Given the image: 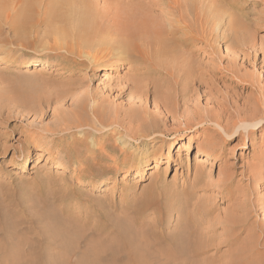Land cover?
<instances>
[{
	"label": "bare ground",
	"instance_id": "1",
	"mask_svg": "<svg viewBox=\"0 0 264 264\" xmlns=\"http://www.w3.org/2000/svg\"><path fill=\"white\" fill-rule=\"evenodd\" d=\"M48 1L51 6L59 3L71 8L68 14L58 15L57 22L62 25L60 28L53 27L51 31L60 38L70 40L65 52L74 60L70 65L58 63L55 73L51 72L53 76H73L81 70L79 76L92 73L95 78H104L110 68L107 66L119 72L124 64L129 66L121 80L122 87L118 85V80L112 83L107 80L110 83L103 90H93L88 84L84 85L85 80L69 78L53 92L54 102L59 104L53 108L54 128L45 127L41 132L60 141L75 140L73 136L82 133L84 138L76 140L80 146H84L87 138L95 133L107 140L101 148L85 152L66 147L61 156L56 158L55 154L52 155L55 160H66V163L75 165L80 180H99L115 171L108 162L117 165L116 160L123 157L122 166L127 169L133 166L130 161L135 160L127 156L126 149L119 147L118 141L122 137L110 135L111 130L114 134L119 129L130 133L135 127L136 133L129 136L130 141L139 140L138 148H143L160 138L158 135L148 137L155 131L159 120L173 121L181 117L185 118L184 130L189 131L199 125L210 127L201 132L202 141L199 136L194 139L196 157L219 162L224 168L218 171L215 185L219 201L210 196L204 202H193L191 210H187L188 200L195 198L197 190L214 191L205 181L211 178L210 174L196 163L193 181L185 188V200L178 208L171 233H165L170 210L161 211L156 206L154 194L158 192L159 185L154 183L143 192L132 212L114 216L110 206L97 202V216L92 228L74 223L59 229L57 244L54 243L52 248L58 247L60 253L49 254L42 264H264V227L255 220L262 198L254 197L258 183H264V39L253 35L249 30L251 25L240 20L244 14L237 6L238 0H149L146 8L136 4L135 10L126 18H114L106 24L94 21V8L92 10L91 3L86 0ZM256 1L264 5V0ZM153 5L161 10L158 17L148 16L146 12ZM231 9L239 14L230 13ZM259 17V23L264 26V11ZM24 18L28 19L27 15H23V21ZM25 24L20 23L19 27ZM220 26L226 27L229 33L221 34ZM219 43L227 44L224 54L218 49ZM201 55L208 58L204 64L198 60ZM83 59V63L77 62ZM224 61H227L225 65ZM49 62L22 61L27 67L39 68L47 67ZM250 63L255 66L261 63V67L244 70ZM260 69L262 71H258ZM217 71L234 78L230 83V94L218 87L219 81L224 78ZM30 92H14L9 105L27 109L33 120L38 119L41 124L45 115L41 105L45 100L36 98ZM245 92L247 96L243 95ZM126 96L130 107L123 110L114 102ZM150 97L154 113L143 108V103L150 101ZM170 99L176 101L177 108L168 109ZM66 100L71 103L63 110L59 102ZM29 115L17 114L23 119ZM257 132H261L258 139L254 137ZM229 141L240 144L242 150L252 149L255 155L253 162L242 168L236 163L226 165L223 159ZM162 142L159 143L160 148L152 153L155 167L163 162L162 149L165 145L169 144L171 148L173 144H178L175 137L171 143ZM30 143L48 152L50 147L47 146L55 144L44 141L40 135L25 137L21 142L25 166L30 160L26 158ZM14 151L13 155L17 149ZM92 151L95 156H90ZM214 152H218L217 155ZM84 153L86 156H83ZM145 157L147 159L141 164L143 167L147 166L150 156ZM244 181L247 184L243 186ZM74 194L76 200L83 199L81 194ZM70 197L71 194H67L62 199ZM221 203L226 205L219 212L216 207ZM147 210L154 211L150 222L138 215ZM61 224L62 221L58 222L59 228ZM224 246L227 250L220 254V248ZM30 252L26 250L21 261L33 263V258L39 257Z\"/></svg>",
	"mask_w": 264,
	"mask_h": 264
},
{
	"label": "rangeland",
	"instance_id": "2",
	"mask_svg": "<svg viewBox=\"0 0 264 264\" xmlns=\"http://www.w3.org/2000/svg\"><path fill=\"white\" fill-rule=\"evenodd\" d=\"M86 1L89 4L91 3L92 10L94 8L93 11L96 14L94 21L98 24L103 22L106 24L114 21V18H126L135 10L137 5L146 8L148 6L146 2L149 0ZM133 2H135L134 5ZM237 6L242 9L241 13L244 14L240 17V20L251 25L249 30L253 35L264 39V26L259 23L261 22L259 15L260 12L264 11V5L259 4L256 0H238ZM70 10L71 8L59 3L51 6L48 0H0V257L3 256L2 259L0 258V264H42L47 260L46 256L49 254L60 253L58 247L52 248L54 243L57 244V231L59 229L64 228V226L69 227L74 223L79 226H87L89 229L92 228L97 216L95 211L97 202L110 206L109 209L114 216H118L122 212H132L133 207L139 203L143 192L152 187L154 183L159 185L158 192L154 194L156 206L161 211L168 212L170 210V220L166 224L165 233H171L178 217V208L185 200L184 196L187 192L185 188L193 181V171L197 165L196 163H199L200 168L210 174L211 178H206L208 180L205 179V181L209 189H214V191L202 192L197 190L195 198L188 200L187 210H191L190 205L193 202H204L209 200L210 196L219 201L218 189L215 188V185L217 183V173L224 167L219 162L205 160L201 157L197 158L195 151L196 142L194 139L199 136L200 141H202L201 132L207 131L210 127L199 125L200 127L194 126L189 131L184 130L185 118L177 117L173 121L171 119L159 120L155 131L148 137L152 138V136L158 135L160 138L143 148H138L137 143L139 140L130 141V135L133 136L136 133L135 127L130 133H125L122 129H119L115 130L114 134V130H111L110 135L113 134L115 138L122 137L118 141V143L120 142L119 147L126 149L127 156L135 160L130 161L133 166L130 167L131 169L127 168L128 170L122 166L123 157L116 160L117 165L108 162L109 166L115 168V171L99 180H80L75 165L66 163V160H55L52 157L54 154L56 158L64 154V150H67L66 147L77 149V151L83 149V152H85L88 149H99L107 141L103 140L102 135L95 133L93 137L87 138L84 146H80L76 140L84 138L82 133L74 135L75 140L65 139L60 141L53 138L55 136L41 132V129L45 127L52 130L54 128L52 124V119H54L53 108L59 104L54 102L53 92L57 91L59 85H63V82L69 78L85 80L84 85L88 84L93 90H103L114 80H118V85L122 87L123 82L121 80L127 74L129 67L128 64H124V68L119 72L112 71V66H107L110 68L106 70V78H95L92 73L79 76L81 70H78L77 75L73 76L68 74H63L61 78L58 75L53 76L51 72L55 73L54 69L58 63L70 65L74 60V57L65 52L66 45L70 40L60 38L58 34L51 31L53 27L60 28V25H62V23L57 22L58 15L68 14ZM146 12H148V16L158 17L161 10L153 5ZM231 12L239 14L237 10L231 9ZM23 15H27L28 19L25 20L24 18L23 21ZM24 22H26L25 26L20 28L19 24ZM225 29L226 27L220 26V33L228 34L229 31ZM226 45L225 43L218 44V49L223 54ZM25 59L48 60L50 62L44 68L27 67L23 64L24 62L22 63ZM198 60L204 64L208 61V58L201 55ZM77 62L83 63L84 59L77 60ZM226 63L227 61H224L223 65ZM259 67H261V63L256 66L250 63L244 70H257ZM218 75L224 78L223 81H219V84L217 83L218 87L230 94V83L234 78L230 74H222V72H218ZM31 76H36V78L32 79ZM107 80H110V82ZM32 86L33 88H31ZM18 90L31 91V95L33 94L36 98L45 100L44 105H41L45 112L41 124H39L38 119L33 120L27 109L9 105L11 96ZM243 95L247 96L248 93L245 92ZM59 103L62 104L64 110L71 102L66 100ZM114 103L123 110L130 107L127 96L115 99ZM168 103L169 110L174 107L177 108L175 100L170 99ZM201 105H204V99L201 101ZM169 106L171 107L169 108ZM143 108L147 109L149 113H154L152 97H150V101L146 100L143 103ZM20 112L26 116L29 115L28 118L18 117L17 114ZM260 134L261 132H257L254 137L258 139ZM36 135H40L44 141L55 144L47 146L50 147V152H48L47 150L41 151L39 145L30 143L28 155L26 156L30 160L25 166L22 162L21 142L27 136ZM174 137L178 140V144H173L171 148L169 144L165 145L162 149L163 162L155 167L152 153L160 148L159 143H163L162 141L171 143ZM256 142L259 145V142ZM239 147L240 144L236 142L230 143L229 141L227 143V152L223 159L226 165L236 163L237 166L242 168L253 162L255 155L252 149L242 150ZM14 149H17V152L13 155ZM91 155L95 156L96 153L92 151ZM145 155L150 157L147 166L143 167L141 164L147 159ZM83 156H86V154L84 153ZM125 170H127L126 174H124ZM262 183L263 181L258 183L254 195V197L262 198L255 220L264 227V196H262L264 183ZM245 184H247L246 181H244L243 186ZM74 193L81 194L83 199L76 200ZM67 194H71V197L68 200L62 199ZM85 196L90 200L86 199ZM225 205V203L218 204L216 209L219 212L223 211ZM138 215L144 221L150 222L154 217V211L147 210L145 213L139 212ZM61 221L62 224L59 228L58 222ZM219 231L218 229L217 232L219 233ZM26 250L39 257H34L35 261L33 263L25 260L21 261V256ZM226 250V246L221 247L220 254H223ZM51 262H54V260Z\"/></svg>",
	"mask_w": 264,
	"mask_h": 264
}]
</instances>
